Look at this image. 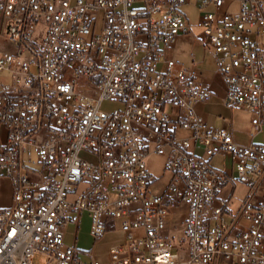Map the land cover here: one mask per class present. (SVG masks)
Segmentation results:
<instances>
[{
    "label": "built area",
    "instance_id": "obj_1",
    "mask_svg": "<svg viewBox=\"0 0 264 264\" xmlns=\"http://www.w3.org/2000/svg\"><path fill=\"white\" fill-rule=\"evenodd\" d=\"M184 3L0 0V174L14 188L0 208V264H40L37 254L45 264H264V143L241 144L197 111L214 89L169 56L192 34ZM196 27L222 104L252 114L253 137L264 132V0H210ZM152 153L171 174L162 193L150 190ZM220 155L233 173L210 163ZM231 182L247 187L236 210L221 197ZM111 232L125 239L101 262L95 246Z\"/></svg>",
    "mask_w": 264,
    "mask_h": 264
},
{
    "label": "crops",
    "instance_id": "obj_2",
    "mask_svg": "<svg viewBox=\"0 0 264 264\" xmlns=\"http://www.w3.org/2000/svg\"><path fill=\"white\" fill-rule=\"evenodd\" d=\"M210 0H185L182 6L187 20L192 26V34L182 35L178 38L176 45L169 50V56L179 63L186 66L195 67L197 73L200 75L202 80L209 83L215 91L214 98L208 103H202L197 106V111L203 117H205L210 124L215 126H226L234 134L237 142L240 140L235 135V119L233 114L236 109H230L224 106L220 100L223 91H220L213 85V81L216 79V66L215 59L212 51L205 49L202 45L195 41V35L200 33V30L196 27L197 21L200 17L201 11L205 7V3ZM207 8L212 9L213 6L210 4ZM195 13V17L191 15ZM199 50L204 52L202 57H199ZM205 72L208 73L204 74ZM211 74V75H210ZM227 110L232 112V116H226ZM7 131L5 128H0V146L6 141ZM253 135L251 143H255ZM246 143V144H251ZM243 144V143H241ZM214 159L221 161V165H216ZM210 163L214 167L224 171L225 173H233V160L230 155H220L210 159ZM247 193V187L235 182H231L221 192V197L227 199L232 205L233 209H238L241 201ZM14 195V188L11 179L0 174V208L8 207L12 204ZM84 251V250H82Z\"/></svg>",
    "mask_w": 264,
    "mask_h": 264
},
{
    "label": "rangeland",
    "instance_id": "obj_3",
    "mask_svg": "<svg viewBox=\"0 0 264 264\" xmlns=\"http://www.w3.org/2000/svg\"><path fill=\"white\" fill-rule=\"evenodd\" d=\"M229 7V4H227L223 11H225ZM236 9V6H233L231 10ZM191 17H195V13L191 15ZM102 23V15L99 16V18L95 21L93 31L99 32L101 28ZM199 57H202L204 55V52L202 50L198 51ZM204 74H207L205 72ZM211 75V74H210ZM213 85L217 87L220 91H223V84L219 76H216V79L213 81ZM102 108L104 110H113L116 108H122V104L114 102V101H106L102 104ZM226 116H232V112L230 110H227L225 113ZM233 117L235 119V135L240 140V143L246 144L251 143L252 141V134L255 132V128L251 123L252 114L246 111H243L241 109H236ZM181 134L187 135L188 132L181 131ZM255 143H264V132H261L257 134L254 138ZM194 151V145L191 149ZM198 152V151H197ZM199 153H202L201 150H199ZM165 162L166 158L163 155L152 153L147 157V165L148 170L151 173L154 182L151 184L150 190L157 193H162L163 189L167 186L171 179V174L165 169ZM214 163L216 165H221V161L214 159ZM212 164V163H211ZM213 165V164H212ZM86 184H82L78 192H83L87 189ZM70 200L76 199V194L73 193L69 196ZM68 234L66 238L67 243H71L73 240V231L75 230V227L73 225H69L68 228ZM125 239V235L123 232H111L108 233L104 238L99 240L95 246L94 250V256L97 260L101 262H107L110 259V249L112 246L117 245L119 243H122ZM95 240L91 236V217L88 213H85L83 215V219L79 228V248L82 251L81 258L85 261H89V257L86 252H88L94 245ZM48 260V257L42 254H37L34 258V261L40 264H45ZM223 264H228L227 262H224Z\"/></svg>",
    "mask_w": 264,
    "mask_h": 264
}]
</instances>
